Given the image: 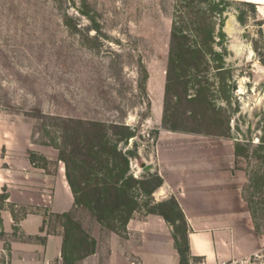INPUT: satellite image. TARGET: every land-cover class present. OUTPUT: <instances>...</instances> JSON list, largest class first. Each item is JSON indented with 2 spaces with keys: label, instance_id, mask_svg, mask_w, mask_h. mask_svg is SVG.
Listing matches in <instances>:
<instances>
[{
  "label": "rangeland",
  "instance_id": "rangeland-1",
  "mask_svg": "<svg viewBox=\"0 0 264 264\" xmlns=\"http://www.w3.org/2000/svg\"><path fill=\"white\" fill-rule=\"evenodd\" d=\"M227 1L221 17L212 12L211 24L199 26L204 58L170 61L176 12L186 17L190 2L203 11L207 1L0 0V170L70 179L76 200L66 216L13 208L16 218L44 214L48 229L65 234L70 261L88 247L86 233L101 243L111 231L125 238L129 214L177 221L183 249L186 230L172 201L155 203L158 177L139 169L156 159L161 139L166 156L233 152L242 198L264 237V4L253 13L243 3L256 0ZM1 249L0 226L4 264Z\"/></svg>",
  "mask_w": 264,
  "mask_h": 264
},
{
  "label": "crops",
  "instance_id": "crops-1",
  "mask_svg": "<svg viewBox=\"0 0 264 264\" xmlns=\"http://www.w3.org/2000/svg\"><path fill=\"white\" fill-rule=\"evenodd\" d=\"M248 3L264 4V0ZM165 143V139L159 140L156 148L153 170L161 185L151 195L155 203L176 202L186 224L189 264L226 262L262 246L264 237L254 230L242 198L243 177L234 167L233 152L219 158L214 154L166 156L161 145ZM37 171L0 170L4 264H63V236L48 229L46 216L40 212H27L19 218L14 215L16 207H44L49 216L73 208L74 197L65 178L57 171ZM35 184L40 188H34ZM173 230L174 225L159 214H134L125 224V238L111 231L101 243L98 233L97 237L92 233L93 253L75 264H179ZM132 235L135 242H131Z\"/></svg>",
  "mask_w": 264,
  "mask_h": 264
},
{
  "label": "trees",
  "instance_id": "trees-1",
  "mask_svg": "<svg viewBox=\"0 0 264 264\" xmlns=\"http://www.w3.org/2000/svg\"><path fill=\"white\" fill-rule=\"evenodd\" d=\"M205 1H207L209 5H208V8H206L203 11L194 10L193 9V6H194L193 2H190L188 4V7H190V9H189L190 11L188 12V14H187V12L183 13V14H186V17H184L183 15H180L179 12H176V16L172 20L171 29H170V42H169V59H170V61L173 59L179 60L180 57L184 54H187L188 56H192V57H198L199 59H203L204 56L206 55V52H204V50L201 48V46L204 43H206V39L205 40L202 39V41L200 40L199 34L201 35L203 30L200 31L199 26L202 25V26L206 27V26L211 24L210 19L215 18V17L211 16L212 12H216L218 17H221L224 10L220 9V8L218 9V6L225 4L228 1L227 0H219L217 3L215 0H205ZM243 5L251 7L253 13L256 12L255 4L244 2ZM184 18H186L185 19L186 21L184 20ZM188 27H191V28L188 29ZM205 33H206V31H205ZM211 33H212V28H211ZM206 34L210 35V31H207ZM189 36H191L194 39L191 47L187 46V41H188ZM209 51H210V48H209ZM208 53L210 54V52H208ZM213 54L218 55V53H216V52H213ZM167 75L169 78V70H168ZM166 111L167 110L164 107V113L165 114H166ZM224 122H225V126H228L230 119L226 116L224 119ZM164 129L168 130V131H177V129L173 126L172 127H165ZM67 181H68V184H69L70 189L72 191V194L75 198L76 193L74 191L73 184L68 177H67ZM160 185H161V180L158 177V182L156 184V188H158ZM75 200H76V198H75ZM170 200L172 201V204H173L175 210L177 211V213L179 215V220L182 222V224L184 225V228L186 230V224L184 222V219L180 215V212L178 211V207H177L176 202L173 199H170ZM149 213H156V214L161 215L166 221L170 222L172 225H175V223L177 222V221H171L170 219H168V217L164 213H159V212H149ZM66 214L67 213L53 214V215H55V216L56 215H63V216L65 215L66 216ZM130 217L131 216L129 214L125 220V224ZM62 236H63V245H62L61 257H62L63 264H75V262L78 261L79 259L86 257V256L90 255L91 253H93V251L95 249V240L89 235V233H86V236H88L87 238L90 240V243H88V245H87L88 247L83 250L82 254L80 256H78V258L74 259L73 261H70L67 257V253L65 251L66 236L63 232H62ZM183 241H184V245H183V249H182L180 244L178 243L177 238L174 237V244H175L176 250L178 252L179 259H180L179 264H182L185 256L189 257L188 244H187V240H186V232H185V236L183 238ZM187 263L188 262H186V260H185V264H187Z\"/></svg>",
  "mask_w": 264,
  "mask_h": 264
},
{
  "label": "built area",
  "instance_id": "built-area-1",
  "mask_svg": "<svg viewBox=\"0 0 264 264\" xmlns=\"http://www.w3.org/2000/svg\"><path fill=\"white\" fill-rule=\"evenodd\" d=\"M204 264V263H199ZM217 264H264V244L255 251Z\"/></svg>",
  "mask_w": 264,
  "mask_h": 264
},
{
  "label": "water",
  "instance_id": "water-1",
  "mask_svg": "<svg viewBox=\"0 0 264 264\" xmlns=\"http://www.w3.org/2000/svg\"><path fill=\"white\" fill-rule=\"evenodd\" d=\"M254 53L252 52L250 54V60H253L254 58ZM261 71L264 72V68H261ZM154 167V162L151 161V162H144L141 166H139V169H140V173H145L147 171H150L152 170Z\"/></svg>",
  "mask_w": 264,
  "mask_h": 264
}]
</instances>
